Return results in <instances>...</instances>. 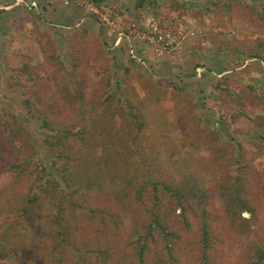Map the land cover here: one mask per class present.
<instances>
[{
  "label": "rangeland",
  "instance_id": "obj_1",
  "mask_svg": "<svg viewBox=\"0 0 264 264\" xmlns=\"http://www.w3.org/2000/svg\"><path fill=\"white\" fill-rule=\"evenodd\" d=\"M20 1L0 0V264H138L140 236L142 264L264 252V0Z\"/></svg>",
  "mask_w": 264,
  "mask_h": 264
},
{
  "label": "trees",
  "instance_id": "obj_2",
  "mask_svg": "<svg viewBox=\"0 0 264 264\" xmlns=\"http://www.w3.org/2000/svg\"><path fill=\"white\" fill-rule=\"evenodd\" d=\"M227 7H228V5H227ZM148 187L152 191V196L154 198H156L157 197V192H158V182L146 179L142 183L136 185L134 190H135V193H137V196L139 197ZM163 188H164L165 191L167 190L166 186H164ZM30 198H31V200H34L33 199L34 197H32V195L29 197V199ZM22 208H23L22 211L26 212V207L24 206ZM152 222H155V221L152 220ZM149 225H150L149 228H151V223ZM161 230H162V235L164 237V241H165V243H167V240H168L167 238H168L169 233L163 227H162ZM149 232H150V229H149ZM140 239H142V236H140L139 240H137V243L139 244V247H138V249L136 251L138 264H142V262H143V253H144V248L146 246V244L143 243V242L139 243ZM206 240H207V229H206V226L204 225L203 229H202V243H203V245L206 244ZM254 252H255V254L253 253L254 257L252 255V259L250 260V264H259L261 262L262 258H263L264 252L259 246L255 247V251ZM202 259L204 260L202 262V264H208L206 262V260H205V252L204 251H203Z\"/></svg>",
  "mask_w": 264,
  "mask_h": 264
},
{
  "label": "crops",
  "instance_id": "obj_3",
  "mask_svg": "<svg viewBox=\"0 0 264 264\" xmlns=\"http://www.w3.org/2000/svg\"><path fill=\"white\" fill-rule=\"evenodd\" d=\"M20 0H18V2H19ZM22 1V6H24L27 10H30V11H33V10H38L39 8H41V6H40V4L42 3V1H44L45 3L47 2L46 0H21ZM20 1V2H21ZM39 2L40 4H37V3ZM54 2V1H53ZM61 1H58V0H56V2L54 3V6H56V4L58 3H60ZM32 3H34V4H36V6H34V7H31V5L30 4H32ZM15 4H17V0H16V2H14L12 5H10V6H15ZM37 5H38V7H37ZM62 3H60V5L58 6V10L56 11V12H58V14H59V16H62ZM9 5L8 6H6V8L8 9L9 7H10ZM57 8V7H56ZM19 9V7L17 6V7H15V8H13L12 9V13H14V14H18V13H16V11ZM54 11H55V9H54ZM60 22V21H59ZM20 26H22V28H23V30L25 29V26H24V24L22 23V25H19V27Z\"/></svg>",
  "mask_w": 264,
  "mask_h": 264
},
{
  "label": "built area",
  "instance_id": "obj_4",
  "mask_svg": "<svg viewBox=\"0 0 264 264\" xmlns=\"http://www.w3.org/2000/svg\"><path fill=\"white\" fill-rule=\"evenodd\" d=\"M33 5H35L34 3H32Z\"/></svg>",
  "mask_w": 264,
  "mask_h": 264
}]
</instances>
